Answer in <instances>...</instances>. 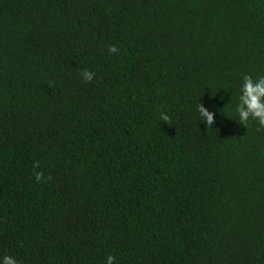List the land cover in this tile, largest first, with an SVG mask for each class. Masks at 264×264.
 Returning a JSON list of instances; mask_svg holds the SVG:
<instances>
[{
	"label": "trees",
	"instance_id": "trees-1",
	"mask_svg": "<svg viewBox=\"0 0 264 264\" xmlns=\"http://www.w3.org/2000/svg\"><path fill=\"white\" fill-rule=\"evenodd\" d=\"M245 74L264 0H0V264H264Z\"/></svg>",
	"mask_w": 264,
	"mask_h": 264
},
{
	"label": "clouds",
	"instance_id": "clouds-1",
	"mask_svg": "<svg viewBox=\"0 0 264 264\" xmlns=\"http://www.w3.org/2000/svg\"><path fill=\"white\" fill-rule=\"evenodd\" d=\"M110 53H115L118 49L115 46H111L109 49ZM83 78L91 82L93 79V73L85 69L82 73ZM198 112L201 121L206 122L208 127L213 126L214 114L209 112L202 103L198 106ZM236 112L238 113V122L243 125H247L248 121L254 120L257 122L258 127L257 132L264 129V76L258 77L255 81L251 75L245 74L243 76V84L241 86V95L239 96V103L236 107ZM161 119L167 123L169 121V116L161 113ZM38 162L36 167H38ZM37 182L43 178L42 172H35ZM114 257L109 256L107 258V264H113ZM4 264H16V261L10 257H4Z\"/></svg>",
	"mask_w": 264,
	"mask_h": 264
}]
</instances>
